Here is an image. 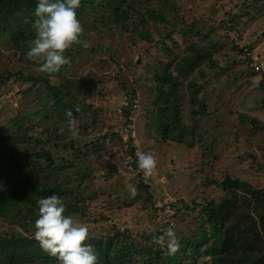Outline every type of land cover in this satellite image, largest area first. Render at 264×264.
Segmentation results:
<instances>
[{"label":"rangeland","instance_id":"1","mask_svg":"<svg viewBox=\"0 0 264 264\" xmlns=\"http://www.w3.org/2000/svg\"><path fill=\"white\" fill-rule=\"evenodd\" d=\"M79 22L80 39L89 46L66 49L69 63L51 74L26 58L30 39L15 42L0 23V191L22 185L37 200L38 185L57 182L68 189L61 197L64 214L89 229L85 243L130 244L135 256L134 250L163 254L153 238L169 226L176 237L190 235L208 201L224 195L218 183L226 176L264 190V0H90ZM193 24L196 35L189 31ZM29 27L33 39L30 21ZM169 60L182 97L171 136L193 130L191 146L162 136L157 126L163 117L156 75ZM187 64L193 68L188 73ZM27 75L41 81L19 79ZM189 81L199 88L196 99ZM140 152L157 160L149 177L137 167ZM23 162L53 168L26 178L15 167ZM18 202L0 205V240L31 242L30 252L43 255L32 238L33 205ZM49 260L55 264L56 258Z\"/></svg>","mask_w":264,"mask_h":264},{"label":"trees","instance_id":"2","mask_svg":"<svg viewBox=\"0 0 264 264\" xmlns=\"http://www.w3.org/2000/svg\"><path fill=\"white\" fill-rule=\"evenodd\" d=\"M89 2L90 0H80V6L76 9L79 21L81 20L83 8ZM36 3L37 0H0V23L5 21L8 26L7 29L10 31L15 42L19 43L21 40L22 43H25L29 39L31 41L32 32L30 31L29 21L32 22L35 19L33 12ZM122 15L125 20L129 18V15L125 12H122ZM181 21L180 19V23H182ZM194 29H198L196 24H193L189 29L191 34L196 35L198 30L194 32ZM142 37L147 39L146 36ZM189 61L187 60V63ZM172 62L173 60H169L162 72L160 71L161 73L158 72L159 74L157 73L156 75L158 79L157 107L160 115L163 117L162 119H158L157 126L160 127L162 136L169 133L171 140H184L191 146L193 144V130L188 129L186 131L182 129L184 131L180 132L178 136H171L173 131L178 130V109H180L182 99L179 94L180 83L178 77L174 75L172 70L168 72ZM186 69L188 73L193 68L187 64ZM175 70L181 73L182 69L179 64L175 67ZM3 79L4 75L0 74V80ZM19 79H23L24 81H32L33 79H35V82L41 81L40 78H33L29 75L19 76ZM187 86L191 90L193 99H196L199 88L194 87L195 82L189 81ZM260 87L264 90V77L260 82ZM200 104L199 107H203L204 101ZM261 105L264 106V95ZM203 112L204 110H199L195 114ZM122 113L129 119L127 111ZM178 124L181 125L179 122ZM2 137L3 135L0 133V139ZM42 156L48 157L45 153ZM15 167L19 168L22 175L26 178H29V175L33 171H44L47 174L48 168H53L44 166L39 162H29L28 165L26 162H23L15 165ZM57 168H54V171ZM210 181L205 182L204 185L209 186L212 183H216L215 181L212 183ZM22 183L25 187L31 184L29 179L22 181ZM52 183L40 184L33 191L39 195V199L52 194H56L60 198L67 195V188H62L57 182ZM218 185L221 187L224 195L218 200L208 201L203 211H200L201 217L198 218L200 220L199 226L190 235L179 234L177 239L180 243V248L175 254L168 255L166 250L161 255L148 250L142 251V253L134 250V256L133 251L130 249V244L125 243L126 246L114 248L106 246L102 248L100 244L96 243L94 251L97 254V264H192L197 263L201 256L205 257L201 261V264H264V190L256 188L246 181L228 176L219 182ZM144 188L147 189L148 185H144ZM12 195L16 196V199ZM39 199H33L30 193L23 189L22 185L6 192L0 191V205L4 208L6 203L10 201L15 200L16 205L19 204L18 201H29L33 205L34 212L38 214L37 201ZM184 205L186 208L189 206L185 201ZM2 210L0 208V211ZM0 241V253L4 254L7 259L1 262L0 258V264H14L15 260L21 258L27 259L25 260L26 264H45L44 261L47 264V261H50V256L47 253L43 255L36 254L41 252L40 249H35L39 262L33 261L36 257L29 250L31 242L25 240L26 242L23 243L22 241L18 242L12 239ZM119 248L121 252H116L115 254L114 252ZM189 250L195 253L191 257L187 255Z\"/></svg>","mask_w":264,"mask_h":264},{"label":"clouds","instance_id":"3","mask_svg":"<svg viewBox=\"0 0 264 264\" xmlns=\"http://www.w3.org/2000/svg\"><path fill=\"white\" fill-rule=\"evenodd\" d=\"M80 0H37L34 8L32 26L35 36L25 55L37 64L41 73H57L61 66L69 63L65 50L73 44L87 48L88 42L80 39L83 29L77 19L76 9ZM135 107V106H134ZM75 111H79L78 108ZM69 131L73 138L78 134L77 126L72 122V110ZM137 167L145 177L153 174L157 160L152 153H137ZM132 196L136 188L129 185ZM37 218L34 221L33 239L50 257H55L58 264H97V254L94 246L85 243L88 239L87 225L76 221L72 216L65 215V203L56 194L37 201ZM155 242L167 251L175 254L180 243L171 226L164 229L162 235L153 238Z\"/></svg>","mask_w":264,"mask_h":264}]
</instances>
